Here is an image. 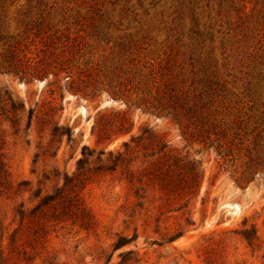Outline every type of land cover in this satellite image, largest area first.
Wrapping results in <instances>:
<instances>
[{
    "label": "rangeland",
    "instance_id": "1",
    "mask_svg": "<svg viewBox=\"0 0 264 264\" xmlns=\"http://www.w3.org/2000/svg\"><path fill=\"white\" fill-rule=\"evenodd\" d=\"M5 1L1 30L24 32L28 22L42 15L51 22L49 34L57 31L55 38L68 35L70 44L76 43V67L58 77L51 72L29 78L0 72L2 92H10L26 108L18 133L1 118L0 131L6 140L3 151L15 183L29 181L21 196L0 193V264H264V147L257 153L258 167L244 179L251 156L247 151L222 157L224 149L186 139L179 123L128 105L111 93L122 81L119 63L125 62L124 68L128 65V49L133 48L136 32L161 29L156 0ZM183 1L187 23L196 3L202 25L213 28L212 67L218 76L210 79L217 90L225 91L231 106L238 103L235 108L245 111L242 115L256 114L250 118L252 125L264 123V0ZM169 11L164 9L168 22ZM43 48L38 37L33 53L27 54L32 64H39ZM120 52L125 55L119 56ZM30 109L34 114L26 128ZM117 110L131 112L133 133L149 125L165 137L170 150L195 160L203 173L199 190L168 205L159 187L140 198L121 171L104 173L84 189L86 204L97 219L95 229L69 221L52 226L47 235L30 232L14 242L15 230L34 227L28 221L21 223L17 212L21 202L30 209L38 202L34 194L40 188L46 194L61 186L65 174L75 171L85 145L118 149L128 139V135L119 136L98 144L93 133L102 113ZM56 124L58 132L65 127L71 135L54 137ZM253 225L258 239L251 245L239 232ZM179 231L182 235L177 236ZM135 234L134 240L115 248L119 236ZM129 250L134 253L126 255Z\"/></svg>",
    "mask_w": 264,
    "mask_h": 264
},
{
    "label": "trees",
    "instance_id": "2",
    "mask_svg": "<svg viewBox=\"0 0 264 264\" xmlns=\"http://www.w3.org/2000/svg\"><path fill=\"white\" fill-rule=\"evenodd\" d=\"M4 2L6 1L0 0V13L1 10H6ZM185 2L156 0V15L161 29L157 32L151 29L136 32L133 48L128 49V65L124 68L125 62L119 63L122 81L111 93L121 97L128 105L179 123L186 139L224 149L222 157L247 151L251 156L246 162V171L242 174L247 179L259 165L260 157L257 153L264 147V123H261L263 126L256 125V122L252 125L251 120L256 114L242 115L245 111L235 108L238 103L231 106L225 91L217 90L216 84L210 79L218 76V72L212 67L213 28L202 25L196 3L187 23L189 14L187 15ZM165 8L172 10L167 12H171L168 15L169 22L165 19ZM141 21L140 18L139 25ZM50 26L51 22L40 15L26 24L24 32L13 34L0 29V72L22 74L28 78L45 76L49 72L55 77L71 73L76 67L73 60L76 43L70 44L68 35L60 34L55 38L57 31L49 34L52 30ZM38 37H41L44 46L43 57L38 65H34L27 54L33 53L32 48ZM60 47L62 49L58 52ZM124 55L119 53L121 57ZM223 61L226 67L227 56H224ZM203 75L208 78L202 77ZM255 108L253 106L250 110ZM25 110L23 102H18L10 92H2L0 89V120L3 117L10 122L15 133L21 130ZM254 113L257 112L254 110ZM33 114L34 110L30 109L26 128L31 126ZM263 115L264 111L261 113ZM134 125L132 114L128 110L112 111L108 115L102 113L93 127L97 143L110 142L115 137L126 135L128 139L118 149H108L107 145L100 149L85 145L75 171L65 174L61 186L46 194H42L40 188L34 194L38 202L30 209L25 208L24 202L20 203L17 212L21 223L28 221L38 228L22 231L17 229L12 234V240L15 242L17 237L21 239L30 232L47 235L53 230L52 226L55 228L69 221L87 230L95 229L97 219L86 204L84 189L104 173L121 171L130 188H134L140 198H145L149 189L159 187L165 192L168 205L176 204L198 191L203 173L198 169L196 161L170 150L165 137L149 125L142 127L139 133H133ZM58 130L56 124L54 137L66 133L71 135L68 128L62 127V132ZM252 137L253 140L250 141ZM5 143V135L0 131V193L16 198L25 192L27 188L24 186L29 181L15 183L8 158L3 151ZM239 233L251 245L258 239L254 225L243 228ZM2 235L3 229L0 226V237ZM180 235L182 231L177 233V236ZM136 237L137 234L131 238L119 236L115 248L124 246ZM133 253L134 250H129L125 254Z\"/></svg>",
    "mask_w": 264,
    "mask_h": 264
},
{
    "label": "bare ground",
    "instance_id": "3",
    "mask_svg": "<svg viewBox=\"0 0 264 264\" xmlns=\"http://www.w3.org/2000/svg\"><path fill=\"white\" fill-rule=\"evenodd\" d=\"M108 102H109V101H108ZM108 102H107V103H108ZM83 110H84V109H83ZM234 206H235V205H234Z\"/></svg>",
    "mask_w": 264,
    "mask_h": 264
}]
</instances>
